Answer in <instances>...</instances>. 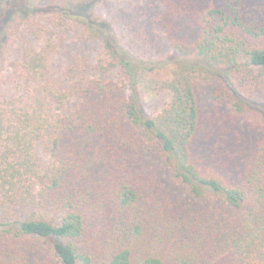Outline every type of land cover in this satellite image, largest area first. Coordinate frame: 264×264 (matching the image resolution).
<instances>
[{"label":"trees","instance_id":"trees-1","mask_svg":"<svg viewBox=\"0 0 264 264\" xmlns=\"http://www.w3.org/2000/svg\"><path fill=\"white\" fill-rule=\"evenodd\" d=\"M156 1L146 62L93 0H0V264H264V0ZM68 24L103 80L52 79ZM142 72L169 94L150 117Z\"/></svg>","mask_w":264,"mask_h":264},{"label":"rangeland","instance_id":"rangeland-1","mask_svg":"<svg viewBox=\"0 0 264 264\" xmlns=\"http://www.w3.org/2000/svg\"><path fill=\"white\" fill-rule=\"evenodd\" d=\"M193 1L203 6L219 4V0ZM31 3L45 6L52 3V0H31ZM90 7L92 20L108 26L119 46L131 56L146 62H155L170 54L168 39L158 22L164 8L156 0H93ZM179 26H182L184 32H190L187 24ZM63 31L60 45L50 59L52 79L63 81L76 76L75 79L83 77L86 80H103L100 74L92 70L96 61L105 55L102 42L93 39L80 26L64 25ZM109 78L117 80L114 74ZM3 81H0V94L7 91L4 94L9 97L12 85L4 84ZM138 83L142 97V114L150 117L160 112L169 101L168 92L161 87V76L156 72H142ZM202 92L204 96L208 95L206 89H202Z\"/></svg>","mask_w":264,"mask_h":264}]
</instances>
